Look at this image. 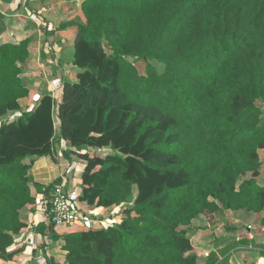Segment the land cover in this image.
Instances as JSON below:
<instances>
[{"label":"trees","instance_id":"obj_1","mask_svg":"<svg viewBox=\"0 0 264 264\" xmlns=\"http://www.w3.org/2000/svg\"><path fill=\"white\" fill-rule=\"evenodd\" d=\"M82 10L77 79L58 103L45 94L23 112L29 40L0 45V261L24 252L14 246L34 190L48 198L60 182L40 183L32 165L66 141L111 149L80 153L81 202L121 206L122 220L64 235L38 224L63 240V264H196L195 220L264 210V0H84Z\"/></svg>","mask_w":264,"mask_h":264},{"label":"crops","instance_id":"obj_2","mask_svg":"<svg viewBox=\"0 0 264 264\" xmlns=\"http://www.w3.org/2000/svg\"><path fill=\"white\" fill-rule=\"evenodd\" d=\"M83 2L84 0H3L0 4V45L29 40L30 56L23 67L22 78L30 89V96L20 101L23 112L33 109L45 94L54 96L58 103L64 83L76 81L79 69L72 62V54L78 25L85 22ZM69 146L66 141L59 142L55 145L52 157L35 160L32 173L37 181L50 184L59 179L61 181L64 177L68 186L81 187L83 162L74 159L76 156L69 150ZM260 158L262 164L257 180L264 186V149L260 151ZM72 164L76 167L74 171L69 170ZM77 172L80 174L78 178ZM34 191L38 203L23 210L22 217L28 224L24 231H29V227L33 229V226L37 227L48 219L43 205L46 194L39 193L36 189ZM24 212L28 213L30 222L25 219ZM109 212L101 209L100 217ZM214 218L211 221L209 217L202 216L197 220L201 219L203 222L194 223L191 239L197 255L196 264H212L215 259L214 264H218L226 258L227 264H264V210L260 214L224 210L216 213ZM69 229L71 228L58 227L56 231L64 235L88 230L86 227L72 231ZM37 235L42 236L39 232ZM60 241L63 249L64 242L62 239ZM63 252L66 257L64 249ZM52 256L50 253V257L57 262Z\"/></svg>","mask_w":264,"mask_h":264},{"label":"built area","instance_id":"obj_3","mask_svg":"<svg viewBox=\"0 0 264 264\" xmlns=\"http://www.w3.org/2000/svg\"><path fill=\"white\" fill-rule=\"evenodd\" d=\"M2 1L0 0V4ZM75 169V165H70V171ZM81 196V187L68 186L67 179L62 177L60 182L54 184L50 197L44 201L46 212L47 209L49 211V213L47 212L48 220L52 221L56 228L70 227L79 222L90 228H94L95 225H99L96 228H103L115 226L121 221V206L109 210L110 212L103 217H100L102 216L100 215L102 208L99 207H93L94 209H87L86 207L85 213H83L82 209H84L85 204L81 202ZM48 203L50 208L47 205ZM249 227L251 228V226Z\"/></svg>","mask_w":264,"mask_h":264},{"label":"rangeland","instance_id":"obj_4","mask_svg":"<svg viewBox=\"0 0 264 264\" xmlns=\"http://www.w3.org/2000/svg\"><path fill=\"white\" fill-rule=\"evenodd\" d=\"M137 64L141 70L142 73H145V68L146 65L143 61H137ZM155 64L159 67V69L162 71L163 70V65L158 64L157 62H155ZM47 82V81H44ZM40 85V83H39ZM30 107V106H28ZM263 109H264V104H263ZM56 123L58 124V120L56 118ZM69 150L71 152L74 153V155L76 156L74 159L79 161L81 160L83 161V158L81 156L80 153H90L91 155L94 154H106L108 152L111 151V149L109 148H102V149H94L91 147H85L83 150H78V149H72L69 146ZM78 175H80L78 172L76 174L77 178ZM82 176V174H81ZM35 192V191H34ZM137 193V190L134 191V195L135 196ZM87 207V209H94L91 206H85L84 205V209H82V212L85 213V208ZM103 209V208H102ZM25 219L30 222V218L28 217V213L24 212L23 215H25ZM89 216V215H87ZM205 219V218H204ZM122 220V219H121ZM210 220V219H209ZM201 223L203 222V220L201 221V219L199 220H195V224L196 223ZM83 226V227H82ZM99 225H95L93 226L94 228H96ZM34 228L32 229L31 227L29 231H24L23 233H21L20 235L16 236V238L18 239V241L16 242V245L14 246V248H19L22 246H25L24 252L21 255H18L15 260L13 262H11V264H48L47 263V257H50V253L51 255H53L52 257L55 258V260L57 262H55L56 264H63L65 261V257H64V252L62 249V242L60 240H55L51 235L50 232H47L45 235L42 236H38L37 235V231L35 230L36 226H33ZM86 227L87 229H91L89 226H85V224L83 225L82 223H77L74 224L73 226L67 227V228H71L69 230H78L79 228H84ZM79 231V230H78ZM34 258L33 262L31 263V260ZM0 263L2 264L3 262L0 261Z\"/></svg>","mask_w":264,"mask_h":264}]
</instances>
